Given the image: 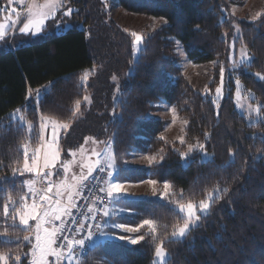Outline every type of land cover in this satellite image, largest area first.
Listing matches in <instances>:
<instances>
[{
  "label": "trees",
  "instance_id": "trees-1",
  "mask_svg": "<svg viewBox=\"0 0 264 264\" xmlns=\"http://www.w3.org/2000/svg\"><path fill=\"white\" fill-rule=\"evenodd\" d=\"M71 3L79 9L76 17L83 23L82 29L75 27L63 34L31 39L16 49L0 50V162L4 165L0 177L11 180L15 161L19 159L22 165L20 145L30 143L36 147L26 126L9 120L8 115L21 108L27 121L38 128L39 115L43 114L70 123V129L62 134V149H76L86 137L96 140L111 137L123 183L155 179L159 184L168 180L175 191L183 190L184 203L191 200L197 204L217 186L229 189L214 204L211 214L202 217L200 226L184 240L171 237L173 225L183 221L166 201L152 197L123 198L118 202L125 213L114 216L115 222L132 227L146 218L158 222L157 236L164 241L169 254L165 264H264V120L250 124L236 110L232 80L230 94L221 102L217 116L211 99L199 93L184 75L175 43L177 40L183 45L194 64L217 60L224 63L229 52L228 38L233 26L238 25L241 35L236 45L241 46L242 42L255 59L250 69L241 67L236 73L244 89L251 90L255 99L264 103V81L254 75L256 72L264 75V16L253 23L231 19L224 0H71ZM113 5L126 13L164 18L168 22L148 36L151 38L144 43L139 63H129L133 59V38L112 17ZM224 33H228L227 39ZM93 65L97 70L90 75L85 92L80 77ZM215 69L213 90L219 83V65ZM113 75L117 81L112 80ZM49 82H53L51 89L37 113L34 105L26 101V94L29 89L41 88ZM117 83L121 86L120 93L115 91ZM85 94L91 96V104L82 100ZM77 99L82 101L81 114L71 117ZM163 102L175 106L188 121L187 143H204L205 150L213 155L212 160L203 161L194 152L191 162L184 164L173 149L186 151L187 145L167 140V121L150 116L162 109ZM205 132L210 134L208 139L203 135ZM160 149L166 158L159 166H126L125 162L133 157L153 155ZM229 149L236 154L234 160ZM27 178V174L16 178L14 191L8 182L2 187L16 198L26 191L21 181ZM3 202L0 199V231L7 228L10 238H0V252L13 257L21 254L25 259L22 254L30 249L24 241L28 232L18 223L12 227L10 221L3 222ZM107 231L121 234L116 229ZM141 232H147V227ZM159 240L146 236L138 245L126 241L97 242L82 264H153Z\"/></svg>",
  "mask_w": 264,
  "mask_h": 264
},
{
  "label": "snow or ice",
  "instance_id": "snow-or-ice-1",
  "mask_svg": "<svg viewBox=\"0 0 264 264\" xmlns=\"http://www.w3.org/2000/svg\"><path fill=\"white\" fill-rule=\"evenodd\" d=\"M17 6H20L19 10ZM77 11V9L68 6L67 0H44L43 3H38V0H6L4 5H0V14H5L2 18L7 21V23L0 22V42L6 40L10 29L13 30V36L19 34L38 38L46 34L49 27L48 21H52L57 29L62 26L67 27V22L63 18L70 17ZM262 16L264 13L258 12L252 17V20H259ZM161 20L165 25L168 23L164 18ZM17 25L20 26L17 28ZM235 32L236 35L231 38V43L228 44L227 60L230 72L228 80L226 81L225 64L219 60L212 61L214 66L219 65V83L215 87L214 93L206 86L203 94L206 97L212 96L211 102L218 110L217 116H219L220 102L225 99L226 84L231 81L232 77H235L234 103L236 109L241 114L246 112L250 123L253 122L251 120L253 113L258 119L264 120V103L257 102L255 106L248 103L250 100H255L254 93L251 90L243 89L236 73V69L241 67L245 70L250 69L255 57L242 42L239 49L236 48V44L240 40L238 25L235 26ZM131 36L133 38L131 41L133 59L129 63L134 64L139 63L142 46L146 39L151 37L146 38L137 32H132ZM223 36L227 39L228 33H224ZM175 43L177 54L183 55L180 42L175 41ZM96 70L97 66L93 65L91 70H86L81 75L80 81L85 92H87L89 77ZM131 71L130 69V73ZM254 75L264 81V75L260 72H256ZM112 80L117 81V76L113 75ZM52 83L49 82L35 90H28L25 99L34 105L37 113L40 112V105L44 96L50 91ZM115 91L121 92V86L118 83ZM82 100L88 104L92 102L91 96L88 94H85ZM81 103L80 99L75 101L71 117H78L81 114ZM168 110L174 117L172 123H175L176 107L172 106ZM22 111L23 109L17 108L7 118L13 122L19 121L23 126L25 117L21 114ZM183 123L187 125L188 121L185 120ZM70 127V123L61 122L43 114L39 115L38 128L32 122H26L29 139L36 141V147L33 148L30 143L20 145L18 151L22 150V165L19 159L15 161L16 166L11 168V180L7 176L0 177V199L4 201L2 204L3 222L7 224L10 221L12 227H15L17 223L22 226L23 230L29 233L24 236V241L30 245V249L29 252L22 254L25 259L21 258V254H16L13 257L8 253L0 252V264H10V261L11 264H25V260L27 264H82L81 258L86 254L87 249L86 241L91 244L105 241H126L131 245H138L145 241L146 236H151L153 241L159 240L157 236L158 222L155 219H143L135 227L115 222L113 219L114 216L125 210L110 207V205L121 198L130 197L131 194L125 190V185L122 182L123 177L120 174L122 169L116 164L115 155L111 151L110 141L112 138L110 137L108 141H99L93 137H86L84 144L77 149H62V133H66ZM203 135L205 139L210 136L208 132ZM159 139L164 140V137L160 136ZM89 142L92 145L103 144L105 148L98 151L96 147H92L91 154L85 159L84 154L88 151L85 145ZM179 143L186 144L187 151H180L177 148L173 150L179 153L185 163L191 162L193 152H199L202 159L207 158L204 143L199 141L194 144L187 143L185 136L179 137ZM163 152L164 150L160 149L158 153L144 158L148 160L150 166H159L166 158L164 154H161ZM78 154L81 156L79 161L76 160ZM229 155L233 160L235 159L236 154L232 149H229ZM92 157L95 159L93 160ZM3 166L0 162V168ZM77 166L79 172L73 171ZM123 170L126 171V168ZM26 174L29 178L21 181V186L26 191L18 193L16 198L3 189V183L8 182L14 191L16 178L24 177ZM140 182L155 186L159 181L148 179ZM85 189L88 190L91 200L86 201L87 211H79V215H76L73 210H79L80 207L77 198L83 197ZM93 189L104 195L93 194ZM228 191V188L221 189L217 186L197 204L191 200L184 203L183 190L175 191L171 181H163V191L160 193H157L156 188L153 187V195L172 205L173 210L183 221L182 224L173 225L171 237L175 240L186 239L193 229L199 227L202 217H208L214 204L223 199V194H227ZM105 199L108 200L107 205L104 204ZM30 221L34 223H30ZM145 227H147V232L142 233L141 229ZM106 228L120 230L121 234L106 232ZM84 233L86 235H82ZM123 233L139 234L129 236ZM0 238H10L7 228L0 231ZM154 257L153 264H163L167 257L163 240L156 243Z\"/></svg>",
  "mask_w": 264,
  "mask_h": 264
},
{
  "label": "rangeland",
  "instance_id": "rangeland-1",
  "mask_svg": "<svg viewBox=\"0 0 264 264\" xmlns=\"http://www.w3.org/2000/svg\"><path fill=\"white\" fill-rule=\"evenodd\" d=\"M224 1L226 2V7L228 10V13L230 14L231 19L236 18L238 20H247L248 22L253 23V22H255L252 20L253 16H255L258 12L264 13V0H224ZM43 2H44V0H38V3H43ZM5 3H6V0H0V5H4ZM67 3H68V6H71L72 8L78 10L77 12H74L72 16L63 18V20L67 22L68 26L67 27L62 26L61 28L57 29L52 21H48L49 27L47 28L46 34L42 35L43 37H50V36H54V35L63 34L65 32H67L69 29H72L75 27H77L79 29L83 28V23L80 21V19L78 17H76L79 13V9L71 3V0H67ZM17 7L19 10L20 6H17ZM3 15H5V14H0V22L7 23L6 20H3V18H2ZM111 15L121 26L125 27L128 32H130V33L137 32V33L144 35L146 38L149 35H152L160 27L165 25V24H163V21L161 20V18H153V17H147V16H142V15H135V14L126 13L123 10H121V8L119 6H116V5L112 6ZM166 25H168V24H166ZM19 26L20 25H17V28ZM239 29H240V27H239ZM12 32H13V30L10 29L8 31V36H7L6 40L4 42H0V50H2L3 48L6 50L16 49L22 45L28 44L31 41V39H36V38H32V37H25V36H22L19 34H16L15 36H13ZM234 35H236L235 25L233 26V32H232L231 38ZM240 35H241V30L239 32V37H240ZM231 38H228V44L231 43ZM21 41H23V42L21 43ZM143 47H144V45L142 46V48ZM239 47L240 46L236 45L237 49H239ZM176 48H177V45H176ZM180 48L183 50V55H179V54H177V52H176V54H177V58L179 60V64L182 67L184 75L189 78V80L193 84V87L199 93H201L204 97H206L203 93H204L206 86L208 88L212 89L211 84L214 82V77H215L214 71L216 70L215 69L216 66H214L212 62L208 63V64H201V65L194 64L187 57L185 50H184V47L181 43H180ZM139 56H140V53H139ZM224 64L226 67L225 76H226V81H227L228 77L230 75V72L228 70V60H226L224 62ZM231 80L234 82L235 78L232 77ZM216 86L217 85L214 86V89ZM230 88L231 87H230V82H229L226 84L225 98L230 94ZM243 89H244V87H243ZM235 91H236V89H235V82H234L233 101H234ZM213 93H214V90H213ZM207 98H210L212 100V96H208ZM257 102L258 101L256 99L248 101V103H251L253 106H255ZM234 105H235V103H234ZM161 106H162V109L160 111L152 113V114H150V116L155 118V119L166 120L167 126H166L165 138L169 141L179 143V137L185 136V129L187 126L183 123L185 120L179 115V113L177 111V114L175 117V123H172L174 117H173L172 112L168 110V108L172 107V105L168 104L167 102H163L161 104ZM237 111L241 114V112L239 110H237ZM21 114L23 115V113H21ZM242 115L245 116L247 121L250 123V120L248 118L247 113L245 112ZM251 120L253 122L250 124H257L260 121H262L261 119H258L256 117L255 113L252 114ZM26 122H28V121L25 118V124L23 126H26ZM99 141H108V140H99ZM83 144H84V142H83ZM111 146H112V143H111ZM85 147L88 149V151L84 154L85 159H87V157L91 154L92 147H96V149L99 151V150L104 149L105 145H103V144L92 145L91 142H89V144L85 145ZM72 150H75V149H72ZM111 151L113 152L112 147H111ZM186 151H187V148H186ZM144 157H146V155L135 156L126 162V166L127 167H148V166H150L148 163V160ZM212 158H213V155L211 153H208V152H207V158L202 159V156H201V159L203 161L212 160ZM69 159H71V157H69ZM80 159H81V156H80V154H78L76 157V160L79 161ZM92 159L94 160L95 157H92ZM184 164L187 165L188 163H185V161H184ZM73 171L79 172V167L78 166L74 167ZM124 185H125V190L131 194V196L128 197L131 199L157 197V196L153 195V187L156 188L157 193H160L163 191V183H159V184L157 183L155 186L150 185L148 183H142L139 185H135L134 183H124ZM121 199H123V198H121ZM119 201L115 202L113 205H110V207H115L117 209H123L118 204ZM124 213H125V211L118 213L117 215L124 214ZM105 219H107V218H105ZM30 223H34V222L30 221ZM105 231L108 232L107 228L105 229ZM127 234L129 236H136L135 235L136 233H127ZM28 235H29V233H28ZM168 258H169V254L167 252V257L165 258L163 264L166 263Z\"/></svg>",
  "mask_w": 264,
  "mask_h": 264
},
{
  "label": "built area",
  "instance_id": "built-area-1",
  "mask_svg": "<svg viewBox=\"0 0 264 264\" xmlns=\"http://www.w3.org/2000/svg\"><path fill=\"white\" fill-rule=\"evenodd\" d=\"M93 194L95 195H104L103 193H99L96 189H93ZM91 200V196L89 195V192L87 189L84 190V195L82 198H77V202L79 203V210H73L74 213L76 215H79V211H87V207H86V201H90ZM104 204H108V200L105 199ZM99 219V216L97 217ZM82 235H86V233L82 234ZM86 245H87V249H86V254L84 256H82L81 260H83L85 258V256L87 255L88 251L91 249V247L94 244H91L89 242L86 241Z\"/></svg>",
  "mask_w": 264,
  "mask_h": 264
},
{
  "label": "crops",
  "instance_id": "crops-1",
  "mask_svg": "<svg viewBox=\"0 0 264 264\" xmlns=\"http://www.w3.org/2000/svg\"><path fill=\"white\" fill-rule=\"evenodd\" d=\"M139 184H142V183H138V184H135V185H139Z\"/></svg>",
  "mask_w": 264,
  "mask_h": 264
}]
</instances>
